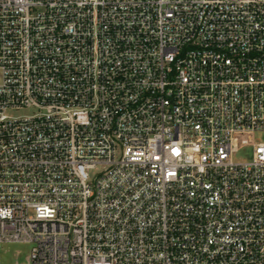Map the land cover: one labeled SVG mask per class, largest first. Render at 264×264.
<instances>
[{
    "label": "built area",
    "instance_id": "built-area-1",
    "mask_svg": "<svg viewBox=\"0 0 264 264\" xmlns=\"http://www.w3.org/2000/svg\"><path fill=\"white\" fill-rule=\"evenodd\" d=\"M263 133L264 0H0V264H264Z\"/></svg>",
    "mask_w": 264,
    "mask_h": 264
},
{
    "label": "rangeland",
    "instance_id": "rangeland-1",
    "mask_svg": "<svg viewBox=\"0 0 264 264\" xmlns=\"http://www.w3.org/2000/svg\"><path fill=\"white\" fill-rule=\"evenodd\" d=\"M33 109H22L16 112H11L13 116H30L34 114ZM256 142H264V133L255 136ZM253 157L252 146L241 147L240 152L236 155L235 160H251ZM97 172L92 173V179L96 176ZM32 246L29 244H4L2 245V259L3 264H26L27 257L30 254Z\"/></svg>",
    "mask_w": 264,
    "mask_h": 264
}]
</instances>
